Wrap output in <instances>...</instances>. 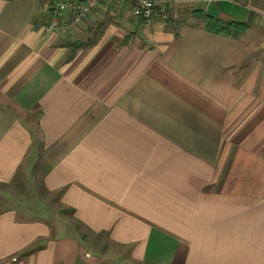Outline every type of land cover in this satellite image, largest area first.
I'll return each instance as SVG.
<instances>
[{
  "label": "crops",
  "instance_id": "obj_1",
  "mask_svg": "<svg viewBox=\"0 0 264 264\" xmlns=\"http://www.w3.org/2000/svg\"><path fill=\"white\" fill-rule=\"evenodd\" d=\"M54 2L0 0V264H264V0Z\"/></svg>",
  "mask_w": 264,
  "mask_h": 264
},
{
  "label": "built area",
  "instance_id": "obj_2",
  "mask_svg": "<svg viewBox=\"0 0 264 264\" xmlns=\"http://www.w3.org/2000/svg\"><path fill=\"white\" fill-rule=\"evenodd\" d=\"M114 1H126L132 4L133 17L149 23L165 11L166 5H200L202 12L219 0H55L49 9V20L39 28L45 32L66 33L72 26H77L94 10Z\"/></svg>",
  "mask_w": 264,
  "mask_h": 264
},
{
  "label": "trees",
  "instance_id": "obj_3",
  "mask_svg": "<svg viewBox=\"0 0 264 264\" xmlns=\"http://www.w3.org/2000/svg\"><path fill=\"white\" fill-rule=\"evenodd\" d=\"M193 15L204 24L207 31L213 34L238 35L246 29L244 24L236 22L224 23L206 15L200 10L194 11Z\"/></svg>",
  "mask_w": 264,
  "mask_h": 264
},
{
  "label": "rangeland",
  "instance_id": "obj_4",
  "mask_svg": "<svg viewBox=\"0 0 264 264\" xmlns=\"http://www.w3.org/2000/svg\"><path fill=\"white\" fill-rule=\"evenodd\" d=\"M30 186H31V184H24L23 186L21 184H17L16 186H13V189L11 191V193H13L15 195L14 197H12L13 201L14 202L19 201V199L23 200L26 193L30 191L29 190Z\"/></svg>",
  "mask_w": 264,
  "mask_h": 264
}]
</instances>
